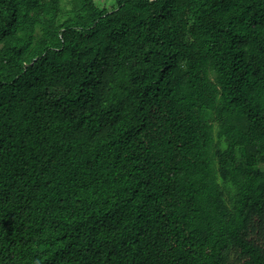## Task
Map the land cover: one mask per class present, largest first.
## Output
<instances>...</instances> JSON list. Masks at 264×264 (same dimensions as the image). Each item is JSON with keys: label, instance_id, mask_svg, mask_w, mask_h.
<instances>
[{"label": "trees", "instance_id": "16d2710c", "mask_svg": "<svg viewBox=\"0 0 264 264\" xmlns=\"http://www.w3.org/2000/svg\"><path fill=\"white\" fill-rule=\"evenodd\" d=\"M0 0V264H264V0Z\"/></svg>", "mask_w": 264, "mask_h": 264}, {"label": "rangeland", "instance_id": "374dc122", "mask_svg": "<svg viewBox=\"0 0 264 264\" xmlns=\"http://www.w3.org/2000/svg\"><path fill=\"white\" fill-rule=\"evenodd\" d=\"M67 1H69V0H63V3L67 5ZM102 6H103V0L100 1V7H102Z\"/></svg>", "mask_w": 264, "mask_h": 264}]
</instances>
